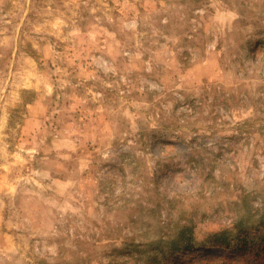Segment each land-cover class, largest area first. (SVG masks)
<instances>
[{
    "label": "rangeland",
    "instance_id": "rangeland-1",
    "mask_svg": "<svg viewBox=\"0 0 264 264\" xmlns=\"http://www.w3.org/2000/svg\"><path fill=\"white\" fill-rule=\"evenodd\" d=\"M0 264H264V0H0Z\"/></svg>",
    "mask_w": 264,
    "mask_h": 264
},
{
    "label": "trees",
    "instance_id": "trees-1",
    "mask_svg": "<svg viewBox=\"0 0 264 264\" xmlns=\"http://www.w3.org/2000/svg\"><path fill=\"white\" fill-rule=\"evenodd\" d=\"M194 231L193 228L191 227H185V229L182 230V232L180 233V241H177L175 243H171V245H169L168 250L166 251L165 249H163L165 246L161 245L160 243H158V248L159 251H156L154 254V261L156 262H160L161 260L158 258L161 257L162 259L164 258H171L174 257L176 253L180 252L179 249H190V248H194L195 247V243L193 242V235ZM223 245H221L222 247ZM228 248V247H226Z\"/></svg>",
    "mask_w": 264,
    "mask_h": 264
}]
</instances>
